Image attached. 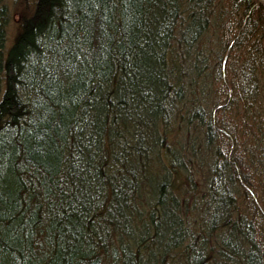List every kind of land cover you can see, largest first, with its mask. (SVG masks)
<instances>
[{
  "label": "trees",
  "instance_id": "1",
  "mask_svg": "<svg viewBox=\"0 0 264 264\" xmlns=\"http://www.w3.org/2000/svg\"><path fill=\"white\" fill-rule=\"evenodd\" d=\"M30 2L5 49L10 16L0 1V264H264L262 3ZM196 113L199 124L173 127ZM212 133L231 176L219 178L208 207L222 220L235 214L232 229L199 215L219 241H185L181 230L171 254L146 240L139 211L149 200L187 225L197 202L158 189L152 173Z\"/></svg>",
  "mask_w": 264,
  "mask_h": 264
},
{
  "label": "bare ground",
  "instance_id": "2",
  "mask_svg": "<svg viewBox=\"0 0 264 264\" xmlns=\"http://www.w3.org/2000/svg\"><path fill=\"white\" fill-rule=\"evenodd\" d=\"M1 2H4L3 0H0ZM15 0H12L14 3ZM11 2V3H12ZM12 3V4H13ZM256 3L264 6V0H256ZM14 7V6H13ZM200 44V43H199ZM198 44V45H199ZM202 45L200 44L199 47ZM183 54V53H182ZM184 56V54H183ZM167 81L172 84L173 89L188 92L191 91V89H187L186 83L183 81H180V83H175L172 79H167ZM201 89V99H200V110L202 111L204 109V103L203 99L206 98V88L202 84ZM183 92V93H184ZM212 92L214 98L213 100L219 99L221 95L223 94V91L220 88H215ZM185 95V93L183 94ZM192 100L196 98V94L191 95ZM221 103H218L219 106ZM164 109L167 110L168 108L164 106ZM155 110V109H154ZM235 112L234 109H232V114ZM199 113V112H198ZM203 116H205L204 112H201ZM166 113H163V116H165ZM168 116V115H167ZM166 116V117H167ZM190 116V115H189ZM188 116H185V118ZM193 118H188L183 121L181 119L173 121V127L174 126H181V125H188L192 124V126L199 124L201 122L200 117L196 114H192ZM147 119V118H146ZM149 119V118H148ZM251 127L254 128L252 123H249ZM153 125V124H152ZM156 125V124H155ZM154 125V126H155ZM131 131V130H130ZM130 131H124L121 135H124L123 138L119 137L118 141L121 146L124 148V143L127 141V134L130 133ZM159 135L161 136H167L171 133V130L167 128L165 125L161 124L159 128ZM214 137V133L211 134V137L209 141H207L206 138L199 140V142H195L196 146L194 144L188 143L185 147L189 148L188 154H184L182 151H178L176 153V156L171 155V157H166L167 160L170 161L169 163V171H161L159 173H152L154 177V183L155 186L159 188V183L164 184L166 188H163L164 190L171 192L173 196L181 198L183 201L192 200L197 202L198 207L191 206V212L187 214L188 220L187 225L184 226L182 229L178 226V217L170 214L161 208L153 205L149 200H146L144 203V206H141V210L139 211V219L145 224H148L150 227L149 233H147V238L149 241H155L159 239L160 241H164L165 247H171L174 245L175 241H177V236H174L177 234L179 236V232L181 230H184L185 235L183 239L185 241H207L210 245L212 244L211 241H219V233L218 231H222L225 235L232 229V218L235 217V214H232L230 216L229 221L226 219H220L216 217V213L210 208V192L212 190H216L219 186L220 179L228 181L230 178V169L228 164L222 163V156L223 153H221L222 149L219 145V142H212V139ZM192 142V141H191ZM211 143V145H210ZM210 148V149H208ZM208 150H212L214 156L212 157V160L207 161L205 160V156ZM239 168V167H237ZM144 169V167H143ZM150 171H154V168H150ZM141 171H143L141 169ZM238 176H240V173L238 172ZM157 193H164L163 191L160 192V190H157ZM199 208V209H198ZM203 214V218L206 221H210L215 223L216 228L220 229L216 232H213L212 237H206L204 232L200 228V224L198 223L199 215ZM223 214V213H222ZM224 218L227 217V214L223 215ZM172 223V227L169 230H166V227ZM143 225V224H142ZM155 225L157 227H155ZM216 235V236H214ZM144 233H140V237H143ZM171 254L176 253V248L173 246L171 247ZM133 251V250H131ZM137 252H143L142 249L137 248ZM134 255L135 252L133 251ZM135 264H139L136 262Z\"/></svg>",
  "mask_w": 264,
  "mask_h": 264
},
{
  "label": "rangeland",
  "instance_id": "3",
  "mask_svg": "<svg viewBox=\"0 0 264 264\" xmlns=\"http://www.w3.org/2000/svg\"><path fill=\"white\" fill-rule=\"evenodd\" d=\"M3 1L7 4V7L9 8V16H10L9 17L10 20L8 21V23L6 25V40L4 42V47H5V49H7L11 45V43H12V41H13L17 31H18V23L17 22H19L18 19H19L20 14H21V9H23V7H24V9L29 8L30 6L28 4L29 3L31 4L30 1H32V0H15L16 2H18L16 4H14L12 2V0H3ZM26 5H28V6H26ZM12 6L19 7L20 10L18 8L16 9ZM173 61H175V59H173ZM188 97H189V95L187 93H185V98H188ZM125 242H127V241H125Z\"/></svg>",
  "mask_w": 264,
  "mask_h": 264
}]
</instances>
